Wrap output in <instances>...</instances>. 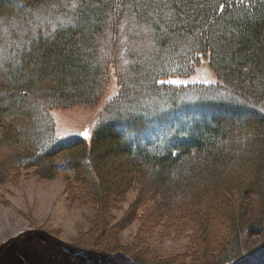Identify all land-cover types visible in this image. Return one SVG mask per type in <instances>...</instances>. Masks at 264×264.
<instances>
[{
  "label": "trees",
  "instance_id": "obj_1",
  "mask_svg": "<svg viewBox=\"0 0 264 264\" xmlns=\"http://www.w3.org/2000/svg\"><path fill=\"white\" fill-rule=\"evenodd\" d=\"M58 1L0 0V194L34 168L64 177L98 217L72 244L11 240L0 264H264V0H78L63 14ZM47 3L70 21L38 28ZM202 61L219 83H162ZM110 70L120 90L90 145L58 140L48 110L95 104ZM143 177L152 201L128 218L147 236L155 218L190 233L192 252L152 258L146 237L120 246L111 212Z\"/></svg>",
  "mask_w": 264,
  "mask_h": 264
},
{
  "label": "rangeland",
  "instance_id": "obj_2",
  "mask_svg": "<svg viewBox=\"0 0 264 264\" xmlns=\"http://www.w3.org/2000/svg\"><path fill=\"white\" fill-rule=\"evenodd\" d=\"M77 1L78 0H61V3L63 2L62 4L58 1V7L61 9L60 13H62V10H73ZM47 4V9L50 8V14H52L54 10H57V4ZM63 7L65 9H62ZM36 15V11L32 9L30 16L36 18ZM49 15L38 20V28L47 29L49 27L53 29L58 24L61 26L70 21L67 20L66 16L63 17V15L59 14L58 10L54 16L56 19L50 18ZM32 29H34L33 26L28 30L20 29V31L27 32ZM2 30L5 31L6 29L2 28ZM2 30H0V32L4 34ZM34 35L35 33L32 36ZM4 36L6 37V35ZM30 39L33 38L30 37ZM6 44L11 48L14 47L13 41L8 37H6L3 45ZM16 50H19V45L16 47ZM6 54L9 56L10 53L4 52L3 56L6 57ZM162 83L170 86L188 87L209 86L217 84L219 81L208 67V62L202 61L189 77H171L164 80ZM105 84V92H103L99 101L95 104H75L66 108L59 107L48 110V114L53 121L54 133L58 140L64 141L70 138L82 137L90 145L92 134L102 122L104 110L108 102L113 99L120 90L119 81H117L113 70H110ZM170 116L171 114L163 118L167 121L171 118ZM34 172V168L22 170L18 180L6 185L1 191L0 250H2L9 241L23 237L28 232L44 233L53 240L65 245L72 244L79 235L89 231L92 224L95 223V218L98 217L94 206L80 202L71 194L68 188V182L64 177L60 175L54 179H41L36 176ZM115 175H110V177L112 178V176ZM143 178L139 186L134 185L130 192L124 196L122 201H120L111 212V224L118 227L115 230L120 241V246L126 248L139 244L140 240L146 237V243L141 250L152 258L172 259L192 252L190 233L183 232L178 234L174 227L167 233L161 232L160 223H158L159 221L155 218L151 222L154 226H150L149 230L151 231L149 232V236H147L145 233L141 234L145 222L142 223L140 215L137 219L130 220V218H128L129 210L136 201L143 202L145 206L152 201L147 195L153 191L152 188L150 189L151 184L149 183V181H152V177H149L150 180L148 183L145 181L146 177ZM176 209L178 208H175V210ZM177 211H180V209ZM150 212L152 211L150 210ZM162 212L163 210L160 213ZM177 214H179V212ZM177 214L173 213L174 216ZM154 215L155 214H153V216ZM249 241L251 243L253 242L254 247L260 240L250 239ZM196 255H198V252H196L195 256ZM184 260L190 262V255L185 256Z\"/></svg>",
  "mask_w": 264,
  "mask_h": 264
},
{
  "label": "snow or ice",
  "instance_id": "obj_3",
  "mask_svg": "<svg viewBox=\"0 0 264 264\" xmlns=\"http://www.w3.org/2000/svg\"><path fill=\"white\" fill-rule=\"evenodd\" d=\"M86 134V133H85Z\"/></svg>",
  "mask_w": 264,
  "mask_h": 264
}]
</instances>
